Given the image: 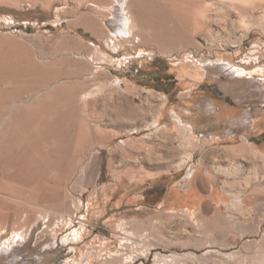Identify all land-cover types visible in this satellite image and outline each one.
<instances>
[{"label": "rangeland", "instance_id": "374dc122", "mask_svg": "<svg viewBox=\"0 0 264 264\" xmlns=\"http://www.w3.org/2000/svg\"><path fill=\"white\" fill-rule=\"evenodd\" d=\"M233 75L264 109V0H0V264H264L236 203L194 217L211 141L172 117ZM214 171L264 196V161Z\"/></svg>", "mask_w": 264, "mask_h": 264}, {"label": "crops", "instance_id": "0c3cea01", "mask_svg": "<svg viewBox=\"0 0 264 264\" xmlns=\"http://www.w3.org/2000/svg\"><path fill=\"white\" fill-rule=\"evenodd\" d=\"M229 95L232 97L231 94ZM232 98L220 102L212 99V104L204 99L205 101L199 103L189 102L183 105L184 113L179 117L184 125L193 129L197 138L205 137L211 141L207 147H201L198 152L200 154L198 164L202 170L193 177V192L189 202L193 205L194 217L208 214L212 217L214 213L219 212V209L214 210L219 204L236 203L242 212H247L248 218H256L260 222L254 224L253 228L246 229V226H239L231 232L264 234V206H261L264 204V196L228 199L226 192L220 187L222 185L237 186L240 184L237 181L243 177L242 173L226 175L214 171V168L217 170L219 167L236 168L243 162L249 166L252 163L258 165L264 161V134L260 132L264 127V119L258 116L260 114L264 118V112H262L264 109L258 108L251 111L250 103L243 102L244 99ZM259 105L258 102L255 105L252 104L254 107ZM249 110L251 113L257 112L256 116H250L254 114H251ZM206 166H209L210 170ZM206 170L209 171V175L206 174ZM220 179L221 182H219ZM178 180L170 183V186L175 187V182ZM213 191L216 192L211 195ZM255 215L256 217H253Z\"/></svg>", "mask_w": 264, "mask_h": 264}, {"label": "bare ground", "instance_id": "6f19581e", "mask_svg": "<svg viewBox=\"0 0 264 264\" xmlns=\"http://www.w3.org/2000/svg\"><path fill=\"white\" fill-rule=\"evenodd\" d=\"M115 10H116V12H114L113 11V9H111V17L110 18H113L114 19V21H113V23H114V25H116L117 24V27L118 26H120L121 27V24H122V22H123V19H124V17H127V13H126V11H125V9H124V7L123 6H121L119 9L116 7L115 8ZM112 14L114 15V17H112ZM110 18L108 19V20H110ZM123 25V24H122ZM118 30V29H117ZM212 64V63H211ZM215 65V64H214ZM223 64L221 63V66L220 67H223L222 66ZM234 67V66H233ZM236 68V67H235ZM220 68H219V65L218 66H211L210 65V67H209V69H207L206 71H207V73H210V74H212V75H214L215 73H216V71L217 70H219ZM230 70V69H229ZM238 69H236V71H237ZM206 73V72H205ZM243 74V73H242ZM239 75H240V73H239ZM250 75H252V74H250ZM210 77V76H209ZM211 77H213V76H211ZM216 77V76H215ZM234 77V75L232 76V79H229L228 77V79L229 80H227V79H225V78H223L222 80H220L217 84H218V88L217 89H220V90H222V92H224V93H229V94H231L232 95V97H234V98H237V99H244V100H246V99H249L250 97H254V96H256L257 95V92H253L252 90H251V87L249 86V85H251L252 83H253V79H252V77H255V76H249L248 78H247V81L245 82V81H243V80H240V79H238V78H233ZM243 77V76H242ZM245 77V76H244ZM214 79V78H213ZM245 79V78H244ZM261 79V78H260ZM233 82H235V83H233ZM241 82V86H239V85H237V83L239 84ZM256 82V81H255ZM234 85H233V84ZM231 84H232V86H231ZM255 84V83H254ZM253 84V85H254ZM258 84V83H257ZM259 86V88H260V86L262 87V85H258ZM257 86V87H258ZM264 86V85H263ZM255 87H256V85H255ZM255 89V88H254ZM263 89V88H262ZM258 90V89H257ZM259 93V92H258ZM257 97H259V96H257ZM260 98H262V99H264V91L261 93V95H260ZM233 99V98H232ZM243 100V101H244ZM205 101V100H204ZM206 101L209 103V104H212L211 102H212V99L211 98H207L206 99ZM213 103H214V101H213ZM211 109V108H210ZM251 111H252V109H250ZM249 110V111H250ZM248 111V112H249ZM251 111H250V113H251ZM262 112H264V111H262ZM261 112V113H262ZM257 113V112H256ZM256 113H254V112H252L251 114H254V115H256ZM250 115V114H249ZM250 116H253V115H250ZM172 117L174 118V121L176 122V123H179V124H184L182 121H181V118L179 117V115H178V113H176V111L175 112H173V114H172ZM245 117H248V116H245ZM251 118V117H250ZM250 118H248V119H250ZM248 121V120H247ZM45 125V124H44ZM186 126V125H185ZM11 151V150H10ZM194 170H195V168H192L189 172H187V176H186V178H190L191 176H192V174H193V172H194ZM13 246V245H12ZM15 247V246H14ZM13 248V247H12ZM10 248L8 247L7 249H6V251L5 252H3V254H2V258L1 259H4V257H6L7 259L8 258H10V257H12V256H14V255H16V254H14V253H16V251H18L19 250V248H16L15 247V249L13 248L12 250H9Z\"/></svg>", "mask_w": 264, "mask_h": 264}, {"label": "built area", "instance_id": "2783aa9c", "mask_svg": "<svg viewBox=\"0 0 264 264\" xmlns=\"http://www.w3.org/2000/svg\"><path fill=\"white\" fill-rule=\"evenodd\" d=\"M191 166H192V163H189L187 168H189V167H191Z\"/></svg>", "mask_w": 264, "mask_h": 264}]
</instances>
